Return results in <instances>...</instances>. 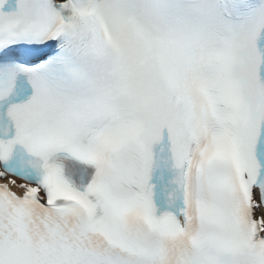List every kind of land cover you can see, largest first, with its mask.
<instances>
[{
    "label": "snow or ice",
    "instance_id": "snow-or-ice-1",
    "mask_svg": "<svg viewBox=\"0 0 264 264\" xmlns=\"http://www.w3.org/2000/svg\"><path fill=\"white\" fill-rule=\"evenodd\" d=\"M0 264H264V0H0Z\"/></svg>",
    "mask_w": 264,
    "mask_h": 264
}]
</instances>
